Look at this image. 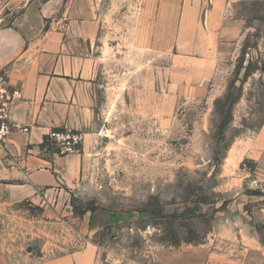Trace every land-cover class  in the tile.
I'll return each mask as SVG.
<instances>
[{"label": "rangeland", "instance_id": "1", "mask_svg": "<svg viewBox=\"0 0 264 264\" xmlns=\"http://www.w3.org/2000/svg\"><path fill=\"white\" fill-rule=\"evenodd\" d=\"M26 1L0 0V27ZM93 1L100 30L80 175L0 202V260L86 250L93 264H264L262 4L232 7L239 39L201 61L209 47L178 36L183 0Z\"/></svg>", "mask_w": 264, "mask_h": 264}, {"label": "crops", "instance_id": "2", "mask_svg": "<svg viewBox=\"0 0 264 264\" xmlns=\"http://www.w3.org/2000/svg\"><path fill=\"white\" fill-rule=\"evenodd\" d=\"M245 2L262 4L264 17V0H183L179 39L209 47V58L201 48V61H218L214 49L240 35L230 9ZM99 30L93 0H27L10 23L0 27V70L22 91L11 119L28 128L10 133L0 151V202L34 200L78 179L79 154L46 153L41 144L54 129L82 133L89 123ZM260 135L264 137V127ZM36 264H93V255L85 250Z\"/></svg>", "mask_w": 264, "mask_h": 264}, {"label": "built area", "instance_id": "3", "mask_svg": "<svg viewBox=\"0 0 264 264\" xmlns=\"http://www.w3.org/2000/svg\"><path fill=\"white\" fill-rule=\"evenodd\" d=\"M22 100V91L10 84L4 71L0 70V151H4L7 138L13 131L27 132V127L16 125L11 119L13 107ZM49 140L58 149L59 155L79 154L83 142L80 132L63 129L51 131Z\"/></svg>", "mask_w": 264, "mask_h": 264}, {"label": "trees", "instance_id": "4", "mask_svg": "<svg viewBox=\"0 0 264 264\" xmlns=\"http://www.w3.org/2000/svg\"><path fill=\"white\" fill-rule=\"evenodd\" d=\"M63 129H54L53 131H62ZM41 149L43 152L50 153V154H57L59 155V151L57 148L54 147V145L49 140L48 135L44 137V140L41 144ZM61 156V155H59Z\"/></svg>", "mask_w": 264, "mask_h": 264}]
</instances>
